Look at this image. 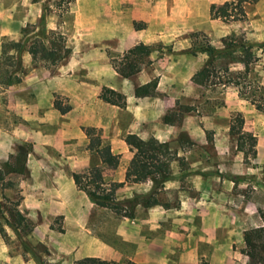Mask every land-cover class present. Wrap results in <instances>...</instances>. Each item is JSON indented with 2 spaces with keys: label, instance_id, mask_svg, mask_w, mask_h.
Instances as JSON below:
<instances>
[{
  "label": "crops",
  "instance_id": "obj_1",
  "mask_svg": "<svg viewBox=\"0 0 264 264\" xmlns=\"http://www.w3.org/2000/svg\"><path fill=\"white\" fill-rule=\"evenodd\" d=\"M26 1L0 3V42L6 36L17 38L29 21L27 6L31 3ZM20 3L27 5L23 9L26 14L18 13ZM141 18L147 24L155 20L152 11ZM166 39L163 33H150L138 41L150 46ZM74 53L66 67L56 72L31 67L20 83L0 86V167L17 145L31 144L25 162L28 174L8 175L17 178L15 207L33 222V236L45 246L49 258L56 264H72L83 257L134 264H248L243 233L264 227V223L255 201L246 194V183L238 180L234 184L223 178L221 168L216 169L221 164L201 158L188 160L189 149L178 147L177 156L184 158L181 164L170 163V176L163 187L170 199L146 207L137 205L132 218L122 217L111 230V211L92 202L71 174L84 178L96 170L105 183L121 182L124 188L134 185L124 180L132 153L123 136L135 133L142 139L172 140L180 128L164 123L163 117L175 106V98L134 96L135 86L155 76L159 77V90L168 82L162 74L151 71L141 75L139 71L137 81L130 83L113 70L111 63L107 75L75 65ZM48 81L60 83L43 86ZM102 87L122 93L126 107L102 101ZM56 96L63 112L54 107ZM124 115L128 118L123 119ZM88 127L94 128L120 159L117 170L114 163H103L88 149ZM139 184L151 190L150 181ZM4 195L10 197L7 192L0 193V200ZM78 231L86 234L84 242L75 237ZM0 264H25L20 258L11 262L1 234Z\"/></svg>",
  "mask_w": 264,
  "mask_h": 264
},
{
  "label": "rangeland",
  "instance_id": "obj_2",
  "mask_svg": "<svg viewBox=\"0 0 264 264\" xmlns=\"http://www.w3.org/2000/svg\"><path fill=\"white\" fill-rule=\"evenodd\" d=\"M4 1L10 3V0ZM27 1L31 5L20 3L17 10L19 14H26L23 9L27 6L29 21L17 38L6 36L1 42L4 38L19 41L22 35L34 36L39 26L62 33L71 55L50 60L46 67L53 72L66 67L74 51L72 62L75 65H82L91 73L99 71L107 75L111 58H118L128 48L142 44L138 40L144 35L165 34L167 41L148 46L152 48L146 58L150 62L143 65L140 72L148 75L153 71L167 77L168 82H163L153 97L175 98V106L167 112L172 123L180 128L169 141L175 152L172 161L181 164L184 157L177 156L179 147L190 150L188 160L201 158L207 163L221 164L216 169L221 168L223 178L234 184L238 180L246 183V194L255 201L264 223V0H73L65 7H59L60 0ZM145 11H152L153 24L141 18ZM194 50L197 51L193 53ZM8 53L15 55L12 49ZM20 56L22 67L30 70L31 59L29 64L26 62L28 53L23 51ZM205 65H208L209 76L201 84L192 82L193 74ZM155 78L159 81L158 76ZM137 79L138 73L128 81L133 83ZM59 83L48 81L43 86ZM56 99L61 103L58 96ZM236 113L243 118L241 132L256 138L254 153L249 140L245 139V147L239 149L228 132L230 119ZM26 144L31 150L30 143L16 147ZM216 149H219L217 154ZM113 163L117 170L120 159ZM93 173L98 185L107 189L111 182L105 183L98 171ZM16 179L8 175L6 169L0 179V193L10 195L0 200V234L9 249L11 262L20 258L25 264H56L49 258L45 246L33 236V222L28 220L32 226L28 232L20 225L14 227L13 210L18 199L14 187ZM146 187L139 183L127 188L121 186L114 191V197L117 201L139 199L148 192ZM163 187L156 197L166 203L170 198ZM111 215L113 231L122 217L112 211ZM85 236L81 231L75 235L82 242ZM258 240L264 243V234ZM260 256L264 259V251Z\"/></svg>",
  "mask_w": 264,
  "mask_h": 264
},
{
  "label": "trees",
  "instance_id": "obj_3",
  "mask_svg": "<svg viewBox=\"0 0 264 264\" xmlns=\"http://www.w3.org/2000/svg\"><path fill=\"white\" fill-rule=\"evenodd\" d=\"M73 0H60L59 7H65ZM63 5V6H62ZM39 32L36 35L25 36L22 39L14 41L11 39H3L1 42V64H0V85L7 87L21 82L22 76L27 71L22 67L21 52H27L31 57L32 68L46 67L50 60L54 58L66 59L71 55V49L66 45L65 37L62 33L56 30H46L44 26H39ZM12 49L15 55L9 54ZM207 50V49H206ZM152 51L151 47L135 44L128 48L120 57L111 58V66L113 70L123 78H129L138 73L143 65L150 61L148 56ZM189 49L186 50L188 52ZM197 50H194L195 53ZM202 51V50H200ZM210 53V49H208ZM13 61V62H12ZM13 63V65H12ZM11 64V65H10ZM210 74L208 65H205L200 70L195 72L191 77L192 82L201 84ZM157 78H153L148 82L135 86L133 94L135 97L152 96L157 87ZM99 98L111 105L119 108L126 107L125 96L108 87H102L99 93ZM54 107L61 112L64 111L54 100ZM163 122L166 124H173L169 119V114L166 113L163 117ZM243 118L240 113H236L231 117L228 132L230 136L236 140V146L239 149L245 147V139L249 140L252 152H255L256 138L253 135H244L241 132ZM86 136L88 138V149L95 151L101 158L103 163H113L118 158L110 152L108 143L102 142L100 137L96 134L94 128L88 127L86 129ZM123 140L132 153L131 159L125 171L124 180L126 182L141 183L145 181L151 182V190L142 194L139 199L136 197L132 199H125L117 201L114 197V191L122 186L121 182H111L107 189L101 188L95 180L93 171H90L87 179L72 173L76 186L84 191L86 195L97 206L111 210L119 217L132 218L134 216V209L137 205L150 206L158 203L156 193L164 186L170 176V163L174 159L175 152L172 151L169 141L160 142L154 137L142 139L135 133H127L123 136ZM30 151V145L23 147H16L14 153L10 154L8 159L1 163L0 179H2V172L6 169L7 173H18L26 176L27 169L25 166L27 153ZM2 169V170H1ZM14 227L19 225L27 232L31 230L32 226L27 219L21 215L15 208L13 210ZM13 226V223H10ZM1 230V229H0ZM264 234V227L247 230L243 233L245 248L243 252L248 256V264H264V259L261 252L264 251V243L258 238ZM72 264H134L130 261L115 262L107 261L98 257H83L73 261Z\"/></svg>",
  "mask_w": 264,
  "mask_h": 264
}]
</instances>
